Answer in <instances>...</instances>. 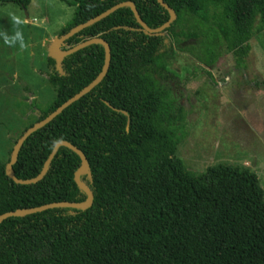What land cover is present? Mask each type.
<instances>
[{
	"label": "trees",
	"instance_id": "obj_1",
	"mask_svg": "<svg viewBox=\"0 0 264 264\" xmlns=\"http://www.w3.org/2000/svg\"><path fill=\"white\" fill-rule=\"evenodd\" d=\"M121 1H132L150 28L169 19L157 0H72L73 16L58 37ZM163 1L175 13L164 34L144 31L125 5L65 40L72 47L103 38L108 71L26 138L12 170L20 179L35 177L53 145L69 141L87 158L79 178L93 202L85 210L51 207L7 217L0 223V264H264L258 176L244 164L218 163L198 173L185 167L175 155L186 136L183 108L168 84L177 51L211 66L225 49L241 64L256 21L264 29V0ZM4 2L25 8L30 0ZM104 56L102 44H87L62 57L60 73L49 55L46 76L55 97L34 123L89 84ZM8 160L0 161V214L87 197L74 180L81 159L67 146L58 147L35 183L8 177Z\"/></svg>",
	"mask_w": 264,
	"mask_h": 264
},
{
	"label": "rangeland",
	"instance_id": "obj_2",
	"mask_svg": "<svg viewBox=\"0 0 264 264\" xmlns=\"http://www.w3.org/2000/svg\"><path fill=\"white\" fill-rule=\"evenodd\" d=\"M74 9L72 0H30L25 8L0 3V161L55 97L47 57ZM257 27L258 21L241 64L225 49L211 66L177 51L168 84L170 98L183 108L186 136L175 155L185 167L198 173L218 163L244 164L264 190V29ZM16 31L23 34V50L4 42L5 34Z\"/></svg>",
	"mask_w": 264,
	"mask_h": 264
},
{
	"label": "water",
	"instance_id": "obj_3",
	"mask_svg": "<svg viewBox=\"0 0 264 264\" xmlns=\"http://www.w3.org/2000/svg\"><path fill=\"white\" fill-rule=\"evenodd\" d=\"M157 1L163 7H165L169 13V19L159 27H156V28L148 27L145 24V22L141 19L140 15H139V13H138V11H137V9H136V7L132 1H121V2H118L114 5H112L109 8H107L103 12L91 17L87 21H84L82 23L77 24L71 30H69L65 35L60 36V37H58L57 40H55L53 50L50 52L51 53L50 56H52L56 59V67L60 71V73H63L61 65H60L62 57H64L65 55H68V54L76 51L77 49H79V48H81L87 44H90V43H100L104 46L105 56H104L103 65H102L99 73L96 75V77L89 84H87L80 91H78L77 93H75L74 95H72L71 97L66 99L63 103H61L59 106H57L52 112H50L46 117H44L40 121L34 123L32 126H30L28 129H26L20 135V137L16 140V143H15V145L11 151L9 160L5 165V172H6L7 176L10 177L16 183H21V184L35 183V182L39 181L43 177V175L45 174L47 166L50 163V160L52 159V157L55 155L58 147L61 145H64V146H67V147L71 148L72 150H74L79 155V157L81 159V164H80L79 168L75 171L74 180L86 192L87 197L85 198V200L80 201V202L57 201V202H51V203L43 204V205L36 206V207L15 209L13 211L4 212V213L0 214V223L4 219H6L7 217H10V216H14V215L23 216L26 214L42 211V210H45V209L51 208V207H75V208H80L82 210H85L92 205L93 193L91 192L90 188L84 182H82L79 178L81 172L88 168V161H87L85 154L81 151V149H79L77 146H75L71 142L66 141V140L57 141L53 145L50 153L48 154L40 172L35 177L29 178V179L17 178L13 173L12 164L17 160L19 149L21 148V146L24 143V141L26 140V138L28 136H30V134H32L37 129L41 128L42 126H44L45 124L50 122L63 109H65L71 103H73L74 101H76L77 99H79L80 97H82L83 95L88 93L90 90H92L98 83L101 82V80L103 79V77L106 75V73L108 71L109 63H110V47H109V44L103 38L91 37L85 41H82V42H80V43H78L72 47H68L66 49L61 48V44L63 42H65V40L68 37L74 35L75 33H77L82 28L104 18L105 16L109 15L110 13H112L113 11L118 9L119 7L125 6V5L130 6V8L133 11L138 23L142 26L144 31H146L147 33L152 34V35L164 34L165 29L175 19V13H174L173 9L170 6H168L163 0H157ZM27 17H28V15H27Z\"/></svg>",
	"mask_w": 264,
	"mask_h": 264
},
{
	"label": "clouds",
	"instance_id": "obj_4",
	"mask_svg": "<svg viewBox=\"0 0 264 264\" xmlns=\"http://www.w3.org/2000/svg\"><path fill=\"white\" fill-rule=\"evenodd\" d=\"M16 23H22L18 17H13ZM4 42L10 46L18 44L19 48L23 50L26 47L24 37L21 31H16L14 35L9 37L7 34L4 35Z\"/></svg>",
	"mask_w": 264,
	"mask_h": 264
},
{
	"label": "crops",
	"instance_id": "obj_5",
	"mask_svg": "<svg viewBox=\"0 0 264 264\" xmlns=\"http://www.w3.org/2000/svg\"><path fill=\"white\" fill-rule=\"evenodd\" d=\"M53 40H55V38H53ZM50 52H51V50H50Z\"/></svg>",
	"mask_w": 264,
	"mask_h": 264
}]
</instances>
